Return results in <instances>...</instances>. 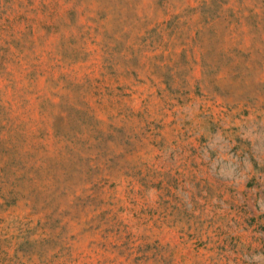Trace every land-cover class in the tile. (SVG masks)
Returning <instances> with one entry per match:
<instances>
[{
	"label": "rangeland",
	"instance_id": "374dc122",
	"mask_svg": "<svg viewBox=\"0 0 264 264\" xmlns=\"http://www.w3.org/2000/svg\"><path fill=\"white\" fill-rule=\"evenodd\" d=\"M0 264H264V0H0Z\"/></svg>",
	"mask_w": 264,
	"mask_h": 264
}]
</instances>
